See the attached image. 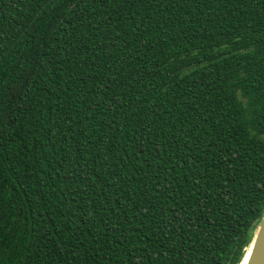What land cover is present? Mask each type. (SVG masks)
Listing matches in <instances>:
<instances>
[{"label":"trees","instance_id":"trees-1","mask_svg":"<svg viewBox=\"0 0 264 264\" xmlns=\"http://www.w3.org/2000/svg\"><path fill=\"white\" fill-rule=\"evenodd\" d=\"M264 215V0H0V264H239Z\"/></svg>","mask_w":264,"mask_h":264},{"label":"water","instance_id":"water-1","mask_svg":"<svg viewBox=\"0 0 264 264\" xmlns=\"http://www.w3.org/2000/svg\"><path fill=\"white\" fill-rule=\"evenodd\" d=\"M253 244H255V250L252 264H264V215L247 249Z\"/></svg>","mask_w":264,"mask_h":264},{"label":"clouds","instance_id":"clouds-1","mask_svg":"<svg viewBox=\"0 0 264 264\" xmlns=\"http://www.w3.org/2000/svg\"><path fill=\"white\" fill-rule=\"evenodd\" d=\"M254 250H255V244L251 245L246 251H244V254L240 259L239 264H252Z\"/></svg>","mask_w":264,"mask_h":264},{"label":"snow or ice","instance_id":"snow-or-ice-1","mask_svg":"<svg viewBox=\"0 0 264 264\" xmlns=\"http://www.w3.org/2000/svg\"><path fill=\"white\" fill-rule=\"evenodd\" d=\"M253 258H254V256H253Z\"/></svg>","mask_w":264,"mask_h":264}]
</instances>
